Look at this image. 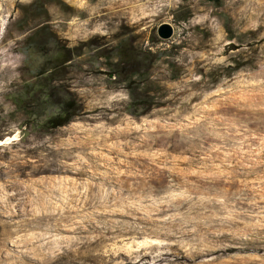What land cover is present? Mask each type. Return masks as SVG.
Listing matches in <instances>:
<instances>
[{
  "label": "rangeland",
  "instance_id": "1",
  "mask_svg": "<svg viewBox=\"0 0 264 264\" xmlns=\"http://www.w3.org/2000/svg\"><path fill=\"white\" fill-rule=\"evenodd\" d=\"M146 6L0 0V264H264V0Z\"/></svg>",
  "mask_w": 264,
  "mask_h": 264
},
{
  "label": "bare ground",
  "instance_id": "2",
  "mask_svg": "<svg viewBox=\"0 0 264 264\" xmlns=\"http://www.w3.org/2000/svg\"><path fill=\"white\" fill-rule=\"evenodd\" d=\"M125 1L130 4V10L132 9V7H135V10H133L132 13L134 12L136 13V11L140 13H144L147 7L146 5L150 2V0H125ZM106 16H107L106 13L98 14L97 16L91 17L90 22L94 21L96 18L98 20L103 19ZM229 44L232 45V43Z\"/></svg>",
  "mask_w": 264,
  "mask_h": 264
},
{
  "label": "water",
  "instance_id": "3",
  "mask_svg": "<svg viewBox=\"0 0 264 264\" xmlns=\"http://www.w3.org/2000/svg\"><path fill=\"white\" fill-rule=\"evenodd\" d=\"M173 33H174V29L172 25L169 23H162L158 28V34L163 39L171 38ZM7 141L8 139L0 140V145L4 144Z\"/></svg>",
  "mask_w": 264,
  "mask_h": 264
},
{
  "label": "trees",
  "instance_id": "4",
  "mask_svg": "<svg viewBox=\"0 0 264 264\" xmlns=\"http://www.w3.org/2000/svg\"><path fill=\"white\" fill-rule=\"evenodd\" d=\"M72 116H66L65 119H62L61 117L58 119H54L50 121V124L52 127H58V126H64L67 125L70 121H72Z\"/></svg>",
  "mask_w": 264,
  "mask_h": 264
}]
</instances>
